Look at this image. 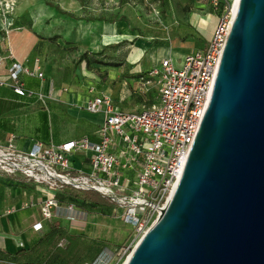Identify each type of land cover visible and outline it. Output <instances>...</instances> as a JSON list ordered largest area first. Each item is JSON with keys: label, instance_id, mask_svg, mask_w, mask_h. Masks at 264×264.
Returning a JSON list of instances; mask_svg holds the SVG:
<instances>
[{"label": "built area", "instance_id": "built-area-1", "mask_svg": "<svg viewBox=\"0 0 264 264\" xmlns=\"http://www.w3.org/2000/svg\"><path fill=\"white\" fill-rule=\"evenodd\" d=\"M199 1L217 17L211 40L205 49L185 55L179 66L164 59L158 67L138 77L136 90L141 94L156 87L154 101L144 102L139 111L126 112L116 107L109 95L96 94L90 87L89 97L74 105L87 113L102 115L96 140L81 137L59 144L34 142L20 150L11 137L6 145H0L1 174L18 175L41 192L51 194L40 203L42 221L51 220L54 212H64L71 220L75 212L89 215L55 199L56 194L86 192L107 199L115 218L134 227L135 240H140L145 229L160 216L194 144L232 20V0ZM13 4L0 0V6L7 10H12ZM8 72L10 82L0 80V87L9 86L19 96L35 95L24 89L22 74L43 79L39 70L17 64L11 65ZM81 153L88 155V172L72 166L71 157ZM32 228L40 231L41 222ZM63 244L60 241L58 246ZM128 250L130 246L123 255Z\"/></svg>", "mask_w": 264, "mask_h": 264}, {"label": "water", "instance_id": "water-1", "mask_svg": "<svg viewBox=\"0 0 264 264\" xmlns=\"http://www.w3.org/2000/svg\"><path fill=\"white\" fill-rule=\"evenodd\" d=\"M194 144L125 264H264V0H237Z\"/></svg>", "mask_w": 264, "mask_h": 264}, {"label": "crops", "instance_id": "crops-1", "mask_svg": "<svg viewBox=\"0 0 264 264\" xmlns=\"http://www.w3.org/2000/svg\"><path fill=\"white\" fill-rule=\"evenodd\" d=\"M69 1L75 2L74 0H62L60 6L69 3ZM90 7L94 13L98 12L97 8ZM99 14H101L99 17L90 14L87 18L107 19L106 12L100 11ZM75 17L86 19L81 16ZM201 17L204 21L206 19L209 22H214L209 13ZM4 21L5 23L0 21V60L2 61L0 80L8 81V69L13 64L27 67L31 71L39 70L43 74V79L24 74L20 76L24 89L35 94L32 97L19 96L9 86L0 87V145L2 146L6 145L11 137H13V144L20 150L29 148L34 142L59 144L81 137L96 140L90 135L77 137L74 129L70 128L73 126L71 124L76 125L80 120H86L93 124L100 123L101 120L97 121V116L102 119V115H85L66 107L68 104L74 105L86 100L89 95H85L80 89L71 87L73 69H66L65 56L59 54L62 47H74L78 51L86 53L97 50L105 51L113 45H118L119 42H128L127 52L118 66L119 74L117 77L112 76L108 79L109 82H113L116 78V82L123 83L121 91L120 87H116L114 90L110 89L108 82L102 85V88L112 91V100L115 106L126 112H136L142 107V97L140 96L142 94L136 90L138 77L146 74L147 70L158 67L160 61L173 59L169 43H161L162 38L157 42V37L140 35L139 31L127 28L125 21L104 23L73 20L59 15L53 8L39 1L27 4L25 12H12L4 17ZM39 25H42L41 33L37 31ZM200 25L201 21L195 25L190 23L193 30H198ZM114 35L119 36V39L113 37ZM52 36L57 37L58 40L57 53L53 52L56 46L49 43ZM193 51L194 49H189L185 54ZM71 60H74V57H71ZM71 64H66L67 68ZM54 66H57L58 70ZM80 71L85 70L83 68V70H78V72ZM56 84L60 86L57 89H55ZM83 86L89 88L97 85ZM63 88L68 89L67 93L61 92ZM51 91L50 109L36 107V104L39 103L36 93L43 98ZM51 107L56 108L55 111L61 110L67 115L72 114L77 117V120L72 123L67 122L57 116ZM71 163L77 171L88 172L90 169L87 154L73 155ZM3 177H6L9 182L3 181ZM50 195V193L37 190L32 183L18 175L8 177L0 173V264H38L44 259L42 258L44 249H40V255L31 252V250L52 225L65 227L61 223L65 217L64 212H54L49 221L41 220L40 203ZM83 199L85 198L83 197ZM24 204H28V207L25 208ZM7 210H11L12 213L6 214ZM28 218L31 219L29 222H27ZM97 220L99 217L95 214L83 216L82 223L76 228L75 234H85L94 238L89 234L91 226H88L87 223L95 224ZM38 222H41L42 229L34 231L32 227ZM62 242L64 243V241ZM21 250L27 251L28 254L16 256Z\"/></svg>", "mask_w": 264, "mask_h": 264}, {"label": "rangeland", "instance_id": "rangeland-1", "mask_svg": "<svg viewBox=\"0 0 264 264\" xmlns=\"http://www.w3.org/2000/svg\"><path fill=\"white\" fill-rule=\"evenodd\" d=\"M1 1H11L14 3L12 10L11 8L7 10L4 8V6H0V18L3 23H5L4 17L10 15L12 12H25L27 4H32L35 1H39L44 4L49 3L59 7L64 12L71 13L73 16H81L82 18H87L90 14L92 16L95 14L99 17L101 16V14H99L100 11L106 12V20L108 21L117 20L119 17H122L125 19L126 27L130 30H137L140 32V35L143 36L157 37V42H159V40L162 38L163 41L166 42L161 40V43H169L173 56L172 62L175 66L180 65L184 56L188 54H185V52H187L189 49H194V51H196L198 49H205L208 46L217 23L216 15L211 13L209 9L199 0H74L75 2L69 1V3L67 2L64 5L62 4V6H60V2L62 0ZM90 6L97 8L98 12L94 13ZM35 11L37 12L38 10L36 9ZM208 13L212 17L214 25H212V22H209L206 19L204 21L202 19L201 16H204ZM198 16H200L201 19H199ZM200 21L201 25L198 27V30H193L190 26V23L191 25H195V23ZM41 28L42 25L37 27V31H39V33H41ZM49 43L56 46L54 49L55 51L53 52L57 53V48L59 46L57 44V37L52 36V38L49 39ZM128 46V42H119L117 46H111L105 51L97 50L96 52L86 53L78 51L74 47L63 48L61 46L62 51H60L59 54H61L63 57L65 56L64 65L66 69H73L71 87L77 90L80 89L85 93V95H89L88 89L90 87L88 88L87 86L83 85L96 84V88L91 86L96 94L104 93L112 98V91L102 88V85L108 82L110 89L114 90L116 87H120L121 91L123 83L116 82V78L113 80V82H109L108 79L112 76L117 77L119 74L118 66L123 61V57L127 52L126 49ZM71 57H74V60H71ZM68 63H72L69 68H67L66 65ZM54 67L58 70L57 66ZM83 68L85 71L78 72V70H83ZM150 70H147V72ZM59 87L60 86L58 84L55 85V89ZM37 96L38 93H36V97ZM140 96L142 97V103L154 101L157 96L156 87L152 86L151 90H149L147 94H142ZM37 101L39 102L36 104V107L38 108H49L51 104L50 102H52L49 98V94L41 99L37 97ZM135 102H137L136 99ZM66 107L78 113H84L85 115L90 114L80 110L73 104H68ZM51 109L55 111L56 108L51 107ZM55 114L67 122L72 123L77 120L76 116L72 114L67 115L61 110L55 111ZM97 121L100 123L93 124L86 120H80L76 123V125L71 124L73 126H70V128L74 129V131L77 133V137L90 135L97 138V125L102 123V119L97 116ZM3 179V181L9 182L6 177H3ZM35 187L37 190H39V187ZM86 193H82L78 196L83 198V195ZM93 194L99 200L104 201V203H101L102 205L106 207L110 206L107 199L99 196L98 194ZM64 216L65 217L61 223L65 226V228L68 229L70 234H75L76 228L79 227L80 223H82V217L84 216L83 213L80 214L79 212H75L74 220H71L66 213ZM96 216L99 217V220H97L95 224H92L91 222L87 223L88 226H91L89 234L94 238L88 237L85 234H75V236L86 237L90 240L97 241V243L93 242L91 244H87L85 240L79 238L75 241V245L72 246L70 254L66 256V245L59 247L57 245V241L53 246L42 248L44 249L42 258H48L50 254L59 251L60 254L64 256L65 262L72 261L70 259H75L73 261L78 259L82 261L85 258L92 257L96 254L95 261L92 264H122L135 247V244L138 242V240H135L134 238V227L124 223L120 219H116V213L112 214V212H107L103 215L97 214ZM30 220L31 219L28 218L27 222ZM148 228H146L145 231ZM129 246L130 250H128V252L123 255L124 250H126ZM85 263L86 262H82L80 264Z\"/></svg>", "mask_w": 264, "mask_h": 264}, {"label": "trees", "instance_id": "trees-1", "mask_svg": "<svg viewBox=\"0 0 264 264\" xmlns=\"http://www.w3.org/2000/svg\"><path fill=\"white\" fill-rule=\"evenodd\" d=\"M165 2V1H163ZM46 6L53 8L59 15L73 19V20H84L86 22H95V21H101L104 23H114L117 21H125L122 17H119L117 20H112V21H107V20H102V19H80L72 14H69L67 12L62 11L59 7L51 5L49 3H45ZM117 46V45H113ZM82 56V55H80ZM85 199L79 198L77 194H70V195H63V194H56L55 199L58 201L59 204H69L74 206L75 208L84 211L88 214H98V215H103L104 213L111 212L110 208L99 205L101 203H104V201L99 200L96 198V196L93 193H86L83 195ZM87 199V200H86ZM79 238H82L85 240L87 244H91L93 242L97 243V241H93L90 239H87L86 237H79L75 236L73 234H70L68 229L65 227H62L60 225H52L49 228V231L44 234L40 240L37 242L35 247L31 250V252L35 253H40V249L42 248H48L49 246L55 245V243L58 241H64V245H66L67 251H66V256L70 254V250L72 246L75 245V241ZM27 251H19L16 256L21 255V254H26ZM28 254V253H27ZM96 254L92 257H87L84 260L80 261L79 259L76 261H73L75 259H70L72 261H67L65 262L64 256L60 254V252L56 251L53 254H50L48 258H45L44 260L40 261L38 264H80L82 262H86L89 264H92L95 261ZM43 262V263H41Z\"/></svg>", "mask_w": 264, "mask_h": 264}, {"label": "bare ground", "instance_id": "bare-ground-1", "mask_svg": "<svg viewBox=\"0 0 264 264\" xmlns=\"http://www.w3.org/2000/svg\"><path fill=\"white\" fill-rule=\"evenodd\" d=\"M236 5H237V0H232V10H231V18L233 17V12H234V9H235V7H236ZM198 18L199 19H201V17L200 16H198ZM107 27V26H106ZM108 28V27H107ZM107 32H108V30H107ZM106 33V32H105ZM123 36V35H122ZM110 37V36H109ZM113 37H116V39L118 38L119 39V36H116V35H114ZM105 38H106V36H105ZM109 39V38H108ZM116 39H114V40H116ZM161 215V214H160ZM156 221H154V223H155ZM154 223L145 231V233L144 234H146V232L154 225ZM143 237V236H142ZM139 241L140 240H138V242L135 244V246L139 243ZM125 261L126 260H124L123 261V263L122 264H125Z\"/></svg>", "mask_w": 264, "mask_h": 264}]
</instances>
